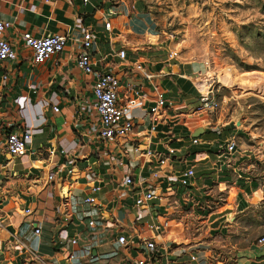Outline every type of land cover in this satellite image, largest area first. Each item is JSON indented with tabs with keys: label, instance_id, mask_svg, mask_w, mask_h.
Wrapping results in <instances>:
<instances>
[{
	"label": "crops",
	"instance_id": "crops-1",
	"mask_svg": "<svg viewBox=\"0 0 264 264\" xmlns=\"http://www.w3.org/2000/svg\"><path fill=\"white\" fill-rule=\"evenodd\" d=\"M97 5L95 0H0V17L11 21L5 35L16 49V56L6 63L7 77L0 78V119L7 113L4 107L7 101L20 94L21 111L18 106L19 112L12 110V114L21 115L24 124L30 127L33 133L28 143L30 151L23 156L9 160L0 153V208L3 213V225L0 227V264H39L40 260L53 261L65 255L66 251L51 241L55 228L51 222H43L38 235H28L27 238L17 236L19 227L25 225L22 207L34 205L37 199L48 198L50 184L46 176L50 170L57 172L53 182L56 189H53L52 193L57 210L63 209L58 193L61 187L77 195L87 193L88 177L85 173L69 175L63 173L62 168L63 164L69 161V156L81 157L82 154H88L94 144L87 141L91 139L93 142L95 139L94 136L89 138L80 135H85L86 128L87 133L92 135L95 128L75 113L79 97L90 92V75L75 69L73 64V55L77 50L75 45L68 41L66 48L59 54L41 63L32 64V50L24 44L20 36L24 29H28L35 36L66 32L68 29L71 31L70 35H75L82 27H93V54L98 59L105 56L101 65L108 64L117 72L120 92H126L129 86H133L140 87L143 93L136 97L137 105L131 109V115L137 118L142 116V126L149 123L147 107L152 102V84H157L164 90L167 100L166 116L156 122L155 129L150 132L141 129L143 127L140 125L139 129H135L136 144L143 150H135L131 142L122 145L119 143L113 147L119 150V156L112 159L114 173L111 180L103 184L101 194H105L106 198H113L122 176L131 173L138 182L151 179L149 168L158 163L157 156L148 157L143 153L151 147L165 160L162 167L168 174H176L187 166L194 167L195 177L189 189V199L191 202L200 200L204 193L200 191V187L210 186L215 175L216 162L211 161L214 158L219 160L225 153L217 140L219 137L215 132L216 127L207 126L208 124L203 122L206 117L187 113L197 102L199 89L192 76L202 72L200 64L185 60L171 61L172 54L162 55V52L157 50L158 46H154L155 36L152 31L146 26L144 30L142 21L135 19L134 13L115 12L112 16V29L105 30L100 15L108 6ZM120 47L126 50L124 59L112 53V50ZM137 61L142 62L144 69L152 74L151 81L142 78L135 71L134 63ZM130 95L133 98L136 96L134 92ZM54 103L60 107L58 112L50 109ZM222 134L220 137H223ZM193 137L198 138L197 143H193ZM168 147H173L174 152H168ZM52 148L56 149L49 153L48 150ZM61 149L65 150L66 157L61 153ZM32 158H36L39 164L34 165ZM82 159L81 157L76 162L78 167L83 165ZM89 160L94 161V158L91 156ZM150 182L157 185L159 183L158 180ZM136 187L138 188L137 185ZM117 206L113 201L112 212L121 216L122 208ZM131 223L128 222V225ZM77 230H82L81 238L74 247L80 249L91 242H88L86 228L83 229L82 224L77 225L74 217L61 230V235L63 239ZM109 234L110 232H107V236ZM110 248L111 244L107 242L100 247H94L97 252ZM120 255L111 257L108 263H117ZM256 255L253 254L250 259L242 257L233 264H264V257ZM178 261L185 262L186 255L181 256ZM89 264L105 263L99 258Z\"/></svg>",
	"mask_w": 264,
	"mask_h": 264
},
{
	"label": "built area",
	"instance_id": "built-area-1",
	"mask_svg": "<svg viewBox=\"0 0 264 264\" xmlns=\"http://www.w3.org/2000/svg\"><path fill=\"white\" fill-rule=\"evenodd\" d=\"M88 1L82 0V2ZM113 15L115 10L111 6H108L100 15L102 25L107 31L112 29ZM10 26V20L0 17L1 79L7 77L6 63L16 56L14 44L5 35ZM69 30L35 36L28 29H24L20 36L24 44L32 50V64L41 63L59 54L66 48L69 41L77 49L73 55L75 69L90 75V92L79 97L75 113L77 117L83 118L88 125L95 128L92 135L87 133V128L85 135L80 133L84 137L94 136L93 142L91 139L87 141L93 143L94 147L88 154H82L83 165L78 167L76 164L81 157L71 155L62 168L63 173L69 175L85 173L88 177V192L77 195L61 187L57 191L63 209L57 210V204L52 199L53 189H56L53 182L57 172L50 170L46 176L50 184L49 196L45 200L37 199L34 205L22 207L25 225L19 227L17 236L27 238L28 235H31L29 237L38 235L43 222L53 223L55 228L51 241L66 253L62 258H55L53 261L40 260L39 264H89L99 258L103 259L105 264H109V259L119 254L121 257L115 264H191L194 262L208 264L206 262L209 256L207 248L178 247L179 242L173 238V232L170 229L171 218L178 208L182 207L181 203L184 200L191 201L189 189L195 177L193 166L180 169L176 174H168L162 167L165 160L159 153L148 147L143 153L148 157L156 155L158 161L149 168V177L152 181L158 180V185L150 180L138 182L130 173L120 178L117 192L112 199L101 194L103 184L109 182L114 173L112 159L114 156H119V150L113 147L119 143L122 145L131 142L135 150H143L139 144H136L135 138V129L143 125L142 116L137 118L131 115V109L137 105L136 97L143 93L140 87L133 86H129L126 92H120V79L117 72L108 64L101 65V60H105V56L98 59L93 54L95 44L93 27H82L75 35H70ZM112 53L119 58H126L124 47L114 49ZM134 69L142 78L150 81L153 78L140 61L134 63ZM200 75L207 81L210 79L207 73ZM152 85V102L147 107L149 123L141 128L146 132L154 130L156 122L162 120L167 114L164 90L157 84ZM210 85L211 81L207 82L206 88L199 90L197 102L187 110L189 115L204 117L217 110L219 102ZM131 92H134L135 98L131 97ZM20 97V94H16L7 101L4 106L7 113L0 121V153L8 159L23 156L30 151L28 143L33 136L32 129L24 124L21 115L12 114V110L21 111ZM18 106H20L19 110ZM50 109L58 112L60 107L54 103ZM192 141L197 143L198 138L193 137ZM81 143L84 144L83 141ZM235 147L236 140L231 136L225 142V152L231 154ZM55 149L48 151L53 153ZM167 150L174 152L173 147H168ZM60 151L64 157L67 156L64 149ZM91 156L94 161L89 160ZM113 201L114 205L122 208L121 216L112 212ZM72 217L76 219L77 225L82 224L83 229L86 228L88 242H91L80 249L74 246L80 242L82 230H77L62 239L61 230L72 221ZM128 222H132L130 226ZM107 232H110L109 236ZM259 241L264 242V235L259 238ZM106 242L111 244L110 250L97 252L94 249ZM184 254L186 261L179 262L178 260Z\"/></svg>",
	"mask_w": 264,
	"mask_h": 264
},
{
	"label": "rangeland",
	"instance_id": "rangeland-1",
	"mask_svg": "<svg viewBox=\"0 0 264 264\" xmlns=\"http://www.w3.org/2000/svg\"><path fill=\"white\" fill-rule=\"evenodd\" d=\"M95 1L134 13L171 61L200 64L219 102L203 122L216 127L224 150L231 136L236 140L233 153L211 161L215 175L200 187L203 197L184 200L171 218L177 246L206 247L208 264L264 257V0ZM2 214L0 208V227Z\"/></svg>",
	"mask_w": 264,
	"mask_h": 264
},
{
	"label": "bare ground",
	"instance_id": "bare-ground-1",
	"mask_svg": "<svg viewBox=\"0 0 264 264\" xmlns=\"http://www.w3.org/2000/svg\"><path fill=\"white\" fill-rule=\"evenodd\" d=\"M201 73H197V74H194L193 76H192V80L194 81V83H195V85L197 86V88L200 90V89H203L204 87H205V85L207 84V80H205L204 79V77L203 76H201L200 75ZM194 77V78H193ZM195 77H196V79H195ZM231 78V77H230ZM223 79V81L224 80H226V79H224V78H222ZM228 81V80H227ZM226 82V81H225ZM240 84V83H239ZM231 85V84H230ZM233 85V84H232ZM255 85V84H254ZM252 86V85H251ZM255 87H257V86H255ZM260 90H263L264 91V89H262V86L259 88ZM255 92H257V91H255ZM262 93V92H261ZM10 160V159H9ZM32 160H33V164L34 165H38L39 164V161L36 159V158H32Z\"/></svg>",
	"mask_w": 264,
	"mask_h": 264
}]
</instances>
